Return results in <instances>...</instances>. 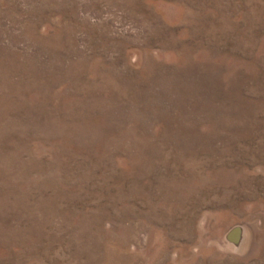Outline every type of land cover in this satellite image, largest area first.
<instances>
[{
    "label": "rangeland",
    "instance_id": "374dc122",
    "mask_svg": "<svg viewBox=\"0 0 264 264\" xmlns=\"http://www.w3.org/2000/svg\"><path fill=\"white\" fill-rule=\"evenodd\" d=\"M0 264H264V0H0Z\"/></svg>",
    "mask_w": 264,
    "mask_h": 264
}]
</instances>
